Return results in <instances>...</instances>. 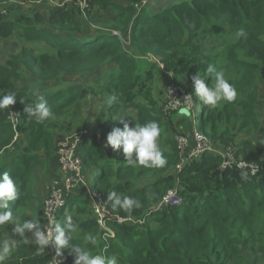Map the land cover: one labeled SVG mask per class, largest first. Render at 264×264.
<instances>
[{"label":"trees","instance_id":"16d2710c","mask_svg":"<svg viewBox=\"0 0 264 264\" xmlns=\"http://www.w3.org/2000/svg\"><path fill=\"white\" fill-rule=\"evenodd\" d=\"M129 1L88 0L85 12L92 16L89 21L101 18L102 26L98 28L74 16V9L82 11L74 2L67 7L52 4L51 0L36 4H51L45 26L0 20V37L11 32L20 41L40 45L37 51L21 48L18 56L0 64V95L9 91L16 94L15 103L0 110V173L8 172L17 184V199L9 202L15 222L25 221L20 212L35 199L32 171L41 164L39 154H54V120L64 117L76 121L85 104L100 99L105 106L102 114L110 116L108 133L113 120V128L123 130V123L116 119L121 116L129 127L158 122L161 135L157 142L167 164L159 168L130 165L122 149L113 150L105 146V140L92 135L82 138L75 156L93 191L84 195L80 187L85 185L81 184L67 194L66 211L59 213L58 222L64 224L70 213L80 230L71 234L72 240L60 256L54 250L58 258L66 264L74 263L73 246L78 245L93 254L115 256L117 264L264 261V129L262 140H240L232 147L236 134H256L261 128L256 114V83L264 77V0H170L168 7L151 12L140 6L139 13L134 7L138 0ZM94 10L99 13L93 15ZM42 18L39 14L38 19ZM241 27L247 38L236 37ZM13 28L17 29L12 32ZM149 55L163 68L150 61ZM217 62L227 66H216ZM209 64L217 71L230 69L233 73L228 82L238 93L234 102L222 100L210 108L196 95L192 77L197 72L206 86L214 84V74L206 73ZM159 71L165 78V98L168 83L190 95L194 106L188 113L184 109L162 112L164 100L161 95L155 99L150 92L151 83L160 77ZM92 74L96 76L90 85L75 84L76 80L88 82ZM37 95L45 97L54 113L41 122L23 112ZM110 95L117 97L112 105L107 104ZM128 108L133 114H122ZM12 112L20 117L16 127L8 120ZM196 123L200 124L197 130L218 152H233L231 166L223 167L217 154L207 153L179 170L175 137L190 134ZM55 162L58 166L56 154ZM174 187L180 188L183 203L157 211L153 226H148V218L143 226L138 225ZM111 191L138 199L141 207L130 213L113 208L107 200ZM92 193L101 194L104 200L106 228L114 233V238L108 240L116 238L109 247L101 242L107 232L92 213ZM128 217L134 222L117 220ZM14 226H0L1 234L5 233L4 227ZM85 233L96 236L98 244H84ZM37 247L32 232L25 230L23 237L15 238L8 263L4 264H51L50 246L42 254H37Z\"/></svg>","mask_w":264,"mask_h":264},{"label":"clouds","instance_id":"9594fccd","mask_svg":"<svg viewBox=\"0 0 264 264\" xmlns=\"http://www.w3.org/2000/svg\"><path fill=\"white\" fill-rule=\"evenodd\" d=\"M237 38H247L246 30L241 27L235 33ZM207 74H214V84L206 86L204 79L197 72L192 77L194 90L200 98L203 105L215 108L223 100L229 103L237 99L238 93L235 86L228 82L225 78L223 70L217 71L213 65L209 64L206 69ZM14 92H7L0 95V110L7 109L8 106L15 103ZM185 99H190V95ZM117 100L115 95L107 98V104L112 105ZM185 113L189 109H184ZM23 112L28 118H35L37 122L44 121L54 116L50 110L48 102L43 95H37L34 103L25 105ZM116 118L123 123V130L116 127L107 134L106 145L113 150L122 149L123 154L130 165H140L144 167H164L167 164V158L158 145V138L161 135V128L158 122L149 121L143 125L136 124L129 127V124L121 118ZM133 153L135 157L133 158ZM18 196L17 184L8 172L0 173V226L8 223L15 225L14 231L20 236H24L25 230L32 232L34 242L38 245L36 252L42 254L50 242L55 246L56 255L60 256L62 249L69 245L72 240V233L79 231V226L73 222L71 217L66 218V222L61 224L53 222L47 230H42L40 224L36 220H25L23 223H16L13 212L9 210V202L15 201ZM107 200L112 202V207L131 212L135 208H140L141 203L138 199L131 196L117 193L116 191L108 192ZM67 233V234H66ZM15 241L4 239L0 241V264L8 258L12 244ZM96 246L98 244L97 237L85 233L84 244ZM76 253L75 264H117L115 256L106 257L103 254H93L92 251L78 245L73 246Z\"/></svg>","mask_w":264,"mask_h":264},{"label":"rangeland","instance_id":"374dc122","mask_svg":"<svg viewBox=\"0 0 264 264\" xmlns=\"http://www.w3.org/2000/svg\"><path fill=\"white\" fill-rule=\"evenodd\" d=\"M50 1V0H49ZM52 4H58V5H64V6H72L73 3H71V0H51ZM117 3H130L129 0H114ZM150 2V3H149ZM144 6L151 10H157L168 7L170 0H159L156 2V0H149ZM38 4L36 0H6L3 2H0V14L3 17H0L2 21H9L12 24H34L38 23L41 26H45L44 22H47V15L50 12L49 8L51 7V4L47 3L46 5H36ZM72 4V5H71ZM150 7H149V6ZM140 6H143L142 0H138L136 2V5L134 6L136 10L140 8ZM86 10V9H85ZM85 10L79 12L77 9H74V16L78 19H81L82 22L85 24L90 23L92 28L94 27H100L101 18H94L93 21H89L92 16H87ZM99 11L94 10V14H98ZM139 13V11H138ZM39 14H42L43 18L38 19ZM22 20V23H17L16 21ZM20 22V21H19ZM42 22V23H40ZM17 29V28H16ZM16 29L13 28L14 32ZM8 33L7 35H3L0 37V64H3L5 60L12 59L16 56H18L17 52L21 48L31 47L34 49V51H37V48L40 46L38 43H31L26 41H20V37H16L14 34L10 35ZM37 54V52H36ZM150 61L155 62L160 68H163L161 64L156 60L155 57L149 55L148 58ZM216 66L225 67L227 66L225 63H216ZM160 72V71H159ZM238 72V71H237ZM225 78L228 80L229 77H234L233 73L230 69L224 70ZM160 77L157 79H154V81L151 83L150 92L152 97L155 99H159V96L161 95L162 99L164 100V104L167 102L165 95L163 96V85L165 82V78L163 77L162 73H159ZM246 75V73H245ZM244 75V76H245ZM96 75L92 74L89 76L88 82H84L81 80H76L75 84H87L90 85L93 82V79ZM243 79V78H242ZM241 79V80H242ZM257 92H258V103L256 108V114L259 117L260 122V130L256 132V134H236L234 138V143H232V147L239 145L240 140H262L263 135V129H264V122L262 120V114H263V108H264V77H260L257 80ZM88 105H84L81 116L75 121L74 119H65L64 117H60L59 119L54 120L53 126H52V134L54 137V154L45 156L44 154H39V160L41 162L40 165L35 167L32 171V188L31 191L33 195L35 196L34 201L29 204L27 208L22 210L20 212L21 215L24 216V220H36L39 222L40 227L43 225V205L45 200L48 198V196L51 193L52 190V184L54 182L59 181L60 177V168L59 166L54 165V159L57 149V144L60 141L78 137L79 141L89 135H92L94 137H98L99 139L105 140L107 137V124L110 120V116L106 114H102L103 109L105 106L101 103L100 99H95L93 102L87 103ZM194 106L192 102V107ZM191 105H189V108ZM192 109V108H191ZM122 114L125 113H131V109H126L125 111H121ZM180 117H183L181 114H179ZM115 117V116H114ZM185 118H190L189 115L184 116ZM200 124H197V128H199ZM114 127V120L113 122H110L109 128L110 132ZM250 138V139H249ZM79 143V142H78ZM21 144V143H20ZM22 145V144H21ZM26 145V144H25ZM23 146V145H22ZM231 147V148H232ZM58 171V175H56V172ZM85 186H81V190L83 191L84 195H87V193L92 192L93 189L88 183V178L85 176L83 180V184ZM177 190H180L178 187H174ZM172 189V188H171ZM98 192V191H97ZM163 209H160L161 211ZM63 211H66L65 209ZM73 214L76 212L73 211ZM157 213V211H152V214H147V218L150 219L148 222V226L155 225L154 223V217L153 215ZM70 216V213L67 214V217ZM66 217V218H67ZM66 220V219H65ZM64 220V222H65ZM20 223V221L18 222ZM14 228L4 227L5 233L1 234L0 232V241H3L4 239H10L12 241H15V238L19 235L18 233H15ZM116 241L115 239H110L106 241H101L103 245L109 247L113 242ZM13 246V244H12ZM54 248L55 246L52 245ZM93 246V245H92ZM52 256H53V250H51ZM10 255V254H9ZM9 257V256H8ZM251 257V256H250ZM251 260H253V257H251ZM56 261V260H55ZM4 263H8V260L6 259ZM51 264H66V263H51ZM258 264H264V261H259Z\"/></svg>","mask_w":264,"mask_h":264},{"label":"built area","instance_id":"2783aa9c","mask_svg":"<svg viewBox=\"0 0 264 264\" xmlns=\"http://www.w3.org/2000/svg\"><path fill=\"white\" fill-rule=\"evenodd\" d=\"M43 0H36L37 3ZM76 4L82 11L88 7V0H71ZM149 2V0H142L143 6ZM171 77V73H168ZM166 90V100L167 102L162 108L164 114H169L171 111H177L182 109H191L192 99H185L189 95L186 94L180 87L168 83L165 86ZM189 105L191 107L189 108ZM10 124L13 127L19 125L20 117L17 113L12 112L8 118ZM18 137V132L15 133L14 140ZM176 147L178 151L179 170L186 163L191 160L199 159L204 154H217L221 158L222 166L229 167L234 161L233 152L230 149H225L223 151L216 150L214 145L206 139V137L199 132L195 127L191 130L190 134L187 135H177L175 137ZM79 142L78 137L66 139L60 141L57 144L56 156L57 163L60 170V177L58 182L52 184V190L48 198L45 200L43 205V225L42 230H47L53 222H58L59 213L64 210L66 203V196L77 186L83 184L84 173L81 168L80 159L75 156V151ZM239 167H243L241 163L238 164ZM254 170V167L252 168ZM92 200V213L95 220L100 228L106 230V234H103V240L106 241L109 238H114V233L106 228V209L104 200L99 193H92L90 195ZM183 203V198L180 196L179 191L176 188L168 189L165 194L161 197L158 204L152 208V211H159L160 209L178 207ZM152 211L148 214H152ZM119 223L131 222L133 219L128 218H118ZM147 220V215L145 218L137 222L138 225L143 226ZM52 242L49 243L51 250H55L52 246ZM105 250V247L103 251ZM55 252V251H54ZM58 257L53 253L51 263L60 262L57 261ZM56 260V261H55ZM72 264H75L72 263Z\"/></svg>","mask_w":264,"mask_h":264},{"label":"crops","instance_id":"0c3cea01","mask_svg":"<svg viewBox=\"0 0 264 264\" xmlns=\"http://www.w3.org/2000/svg\"><path fill=\"white\" fill-rule=\"evenodd\" d=\"M138 11H139V10H137V12H138ZM128 33H129V32L127 31V39H126V38L124 39V41H126V42L128 41ZM112 34H114V33H112ZM185 116H186V115H185ZM193 126H194L196 129H198V128H197V123L194 124ZM54 165H55V169H56V162H55V159H54ZM58 171H59V170H57L56 175H58Z\"/></svg>","mask_w":264,"mask_h":264},{"label":"bare ground","instance_id":"6f19581e","mask_svg":"<svg viewBox=\"0 0 264 264\" xmlns=\"http://www.w3.org/2000/svg\"><path fill=\"white\" fill-rule=\"evenodd\" d=\"M57 261H60V263H64V259L58 258Z\"/></svg>","mask_w":264,"mask_h":264}]
</instances>
